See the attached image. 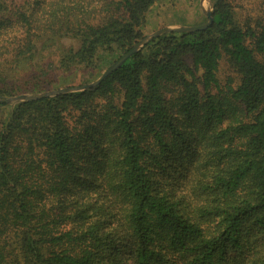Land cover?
Wrapping results in <instances>:
<instances>
[{"label":"trees","instance_id":"obj_1","mask_svg":"<svg viewBox=\"0 0 264 264\" xmlns=\"http://www.w3.org/2000/svg\"><path fill=\"white\" fill-rule=\"evenodd\" d=\"M244 1L96 87L0 103V264H264V0ZM178 2L0 0V98L101 75Z\"/></svg>","mask_w":264,"mask_h":264},{"label":"rangeland","instance_id":"obj_2","mask_svg":"<svg viewBox=\"0 0 264 264\" xmlns=\"http://www.w3.org/2000/svg\"><path fill=\"white\" fill-rule=\"evenodd\" d=\"M180 1L181 2H178L174 7L166 3H160L152 9L144 27V33L146 36L164 27L197 26L204 21L206 23L208 21L206 11L213 9L214 7V0ZM248 1L249 0H246L244 3L246 4ZM228 72L229 70L227 66L223 64L219 73L220 78L224 80ZM99 76L100 75L97 73L84 74L80 72L67 75L57 74L58 82L56 80L57 83L53 86L55 88L48 91L59 90L66 87L82 86L96 80ZM13 106L14 105H11V108Z\"/></svg>","mask_w":264,"mask_h":264},{"label":"water","instance_id":"obj_3","mask_svg":"<svg viewBox=\"0 0 264 264\" xmlns=\"http://www.w3.org/2000/svg\"><path fill=\"white\" fill-rule=\"evenodd\" d=\"M213 9L211 10H207L206 11V15L208 17V21L205 24L199 25V26H181V27H164L161 28L155 32H153L152 34L146 36L143 40H141L138 44H136L127 54H125L124 56H122L117 62H115L110 68H108L105 72H103L96 80L84 84L82 86H76V87H66V88H61L59 90H52V91H46V92H42V93H37V94H20V95H16V96H11V97H7V98H0V103H5V104H9V105H15L19 102H23V101H28V100H36L42 97H49V96H54V95H58L61 93H65V92H71V91H81V90H85V89H89L92 87H96L98 86L107 76H109L113 71H115L117 68H119L125 61L127 58H129L133 53L137 52L138 50H140L146 43H148L149 41H151L152 39L168 33L172 30H178V31H196V30H203L208 28L212 23H213Z\"/></svg>","mask_w":264,"mask_h":264}]
</instances>
